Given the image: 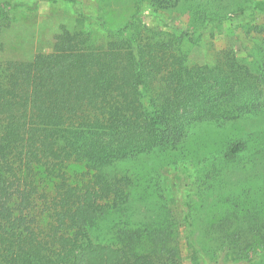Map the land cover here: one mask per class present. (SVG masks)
Wrapping results in <instances>:
<instances>
[{
	"label": "trees",
	"instance_id": "1",
	"mask_svg": "<svg viewBox=\"0 0 264 264\" xmlns=\"http://www.w3.org/2000/svg\"><path fill=\"white\" fill-rule=\"evenodd\" d=\"M136 2L187 7L191 24L176 34L132 17L104 43L62 26L49 54L0 61V264H264V123L200 151L194 182L178 165L177 187L198 185L184 238L163 233L164 197L148 195L147 162L178 161L196 128L264 117V63L253 73L225 51L193 65L185 48L234 0ZM12 9L0 5V53Z\"/></svg>",
	"mask_w": 264,
	"mask_h": 264
},
{
	"label": "rangeland",
	"instance_id": "2",
	"mask_svg": "<svg viewBox=\"0 0 264 264\" xmlns=\"http://www.w3.org/2000/svg\"><path fill=\"white\" fill-rule=\"evenodd\" d=\"M7 3L13 5L12 23L4 35V50L0 53V61L29 62L39 54H49L53 50L54 36L62 26L69 30L80 27L89 29L95 33L100 43H104L109 31L119 32L132 17L148 28H158L176 34L185 30L191 22L187 7L154 15L148 5L138 7L136 0H0V5ZM232 9H235V12L222 24L213 22L208 25L206 19L196 25L193 37L200 39L193 46H185L190 49L191 64L213 65L219 54L232 51L238 62L248 66L253 73L258 72L256 66L264 63V49L261 43L264 40V0H234ZM240 9L244 12L239 13ZM245 25L251 26L250 29L254 26L259 28L247 33ZM263 123L264 117L259 122L251 119L234 123L223 131L213 126L196 128L191 141L187 142L184 149L186 155L178 161L170 157H158L147 162L150 169L148 178L152 184L148 195L152 198L163 195L165 200L164 204L161 203L163 221L159 224L163 233L179 239L184 238L183 202L190 201L189 196H195L198 187L197 184L189 190L177 187L178 165L186 163L194 182L199 169L197 159H200V151L205 153L209 148V151L213 152L224 140L245 138L262 127ZM153 204L150 202L149 210L156 207ZM145 214L151 218L148 211ZM185 260L184 264H190Z\"/></svg>",
	"mask_w": 264,
	"mask_h": 264
}]
</instances>
